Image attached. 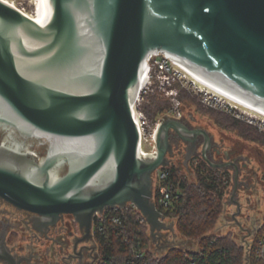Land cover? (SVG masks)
Segmentation results:
<instances>
[{"label":"water","instance_id":"95a60500","mask_svg":"<svg viewBox=\"0 0 264 264\" xmlns=\"http://www.w3.org/2000/svg\"><path fill=\"white\" fill-rule=\"evenodd\" d=\"M46 23L0 0V199L30 212L40 234L69 214L92 239L96 212L133 205L152 238L173 230L153 200V173L170 165L171 132L213 169L210 135L163 116L143 155L131 104L142 66L167 53L264 108V0H50ZM57 140L64 141L62 143ZM96 249V246H93ZM98 254L95 253V258ZM31 264L0 232V264Z\"/></svg>","mask_w":264,"mask_h":264},{"label":"trees","instance_id":"16d2710c","mask_svg":"<svg viewBox=\"0 0 264 264\" xmlns=\"http://www.w3.org/2000/svg\"><path fill=\"white\" fill-rule=\"evenodd\" d=\"M179 83L167 88L183 92ZM166 100L158 99L156 93L148 97L142 109L154 121L157 114L167 107ZM241 136L264 144V133H258L254 127L233 120ZM168 185L173 203L163 207L155 201L158 210L166 217L175 219L178 232L189 239L199 238L198 249L190 250L179 246H169L162 255L156 256L150 249L152 237L148 225L141 213L133 206L123 209H109L102 221H95L94 241L98 254L96 264H125L136 251L143 254V264H262L254 256L255 241L264 236V223L254 234L253 245L249 253L243 244L227 236H209L205 233L215 222L221 206L222 197L227 188L225 173L205 168V164L196 166V180L188 181L180 168L167 166ZM113 215L121 217V224L113 223ZM101 228V229H99ZM14 237V234L11 235ZM12 239V238H11Z\"/></svg>","mask_w":264,"mask_h":264},{"label":"rangeland","instance_id":"374dc122","mask_svg":"<svg viewBox=\"0 0 264 264\" xmlns=\"http://www.w3.org/2000/svg\"><path fill=\"white\" fill-rule=\"evenodd\" d=\"M7 1L16 8H25V11L28 13H32L36 8V0ZM156 59L158 61L164 60V56L158 53ZM176 82L179 83V87L183 89V92H181L179 95L177 94L178 89L175 88L168 92H172V95L165 93L162 88L158 87V82L156 81L155 83H152V86L147 89L146 100L150 95L156 93L157 98L166 100L165 104L167 105L163 112L156 115L153 122L159 121V119H161L163 116H171L176 118L175 115L180 113L191 120L193 126L198 125L200 127L206 128L210 133H212L213 138L216 141H219L220 138H223V146L226 150L236 149L237 154L246 156V159H242L241 162L247 161L248 168L241 172L238 180H242V177L246 173L249 174V177H247L245 180V183H247V185H245L246 187H240V185H238L236 190L235 198L240 203V211L236 216V220L232 218L233 213L236 211V206L234 204L228 203L233 186L231 170L226 171L224 175V181L226 182V178L228 185L222 197V206L220 212L212 227L205 233V235L217 237L228 235L237 243L245 244L251 240L257 229L261 228L264 223V144L259 141H252L241 136L239 130L233 124V120L235 119L241 123L251 125L258 133H264V130L260 129L257 125L249 123L243 116H246L248 113L254 115L257 114L250 112L244 114L243 111L233 108L231 105L228 106V104L223 102L224 100H221L220 98L219 99L223 103L204 102L202 98L203 95L200 94L188 80H185L181 76L172 83ZM197 87L199 86L197 85ZM203 91L207 92L206 90ZM180 171L188 181L194 182L196 180V167L192 165L190 167H180ZM0 207L4 208L6 205L2 203ZM20 219L23 218L21 217ZM164 221L167 224L173 223L174 229L172 231L162 230L160 237L155 239L152 238L150 249L155 255H162L164 250L169 246H179L190 250L198 249L199 238L189 239L185 236H182L175 227V219L165 217ZM253 226L256 228H253ZM75 230H78L76 225L73 228V231ZM12 234H14V237H10L9 239L10 248L14 249V251L17 252V255L26 254L28 250L30 251L31 247H33V249L36 251L39 250L40 252H43L45 246L48 244V242L44 239H39L37 242L32 243L26 228L20 223L15 227V231H12ZM85 242L87 244L95 245V241L92 239ZM89 259L90 258L88 255H85L81 263L86 264L85 262ZM74 263L78 264L77 261H74Z\"/></svg>","mask_w":264,"mask_h":264},{"label":"flooded vegetation","instance_id":"af4514ba","mask_svg":"<svg viewBox=\"0 0 264 264\" xmlns=\"http://www.w3.org/2000/svg\"><path fill=\"white\" fill-rule=\"evenodd\" d=\"M178 119L183 120V122L189 126L190 128H197L200 126H193L192 121L186 118L184 115L180 114ZM203 128V127H200ZM207 131L208 135H210L211 146L209 150L206 152V157L209 161L220 164L223 162L231 161L237 164L239 169V175L243 170L248 168V162L242 161V159H246V156L242 154H237L236 149H228L226 150L223 146L224 139L220 138L219 141H216L213 138L212 133H210L206 128H203ZM171 144H172V152L168 154L170 165L173 164L177 167H190L191 165L196 167L200 164H205V168H210L212 170H219L221 173H226V171L232 170V179L234 173V166L228 165L227 168L224 169H213L209 162L202 157L201 147L203 143V136L199 135L198 140L196 142V152L193 154L188 160L185 159L186 153V144L178 138L175 132H171ZM194 163V164H193ZM249 177V174H245L242 180H238V183L241 186L247 185L245 183L246 178ZM246 187V186H245ZM6 205V207H0V232L6 231V244L10 248L9 239L12 235V231H15V227L20 223L23 227L26 228L27 233L30 235V239L33 242H37V240L44 239L48 242L45 246L43 252L39 250L33 249L31 247L30 251L28 250L26 254L30 255L31 264H75L74 261H77L78 264H82L85 255H88L90 258L86 261V264H95V252L93 249V245L87 244L86 242H80L77 244L75 250L73 249V243L77 239V237L81 236V232L78 228V224L73 220L69 214L63 215L62 219L57 222L55 226H50L48 231L44 234H40L31 228V221L29 218L33 215L30 212H26L23 210H17L10 204L0 199L1 204ZM19 217V219H18ZM23 219H20V218ZM72 218V219H71ZM73 222H72V221ZM77 227V231H73V228ZM255 226H253L254 228ZM256 228V227H255ZM250 232V230H249ZM251 235V232H250ZM11 249V248H10ZM13 253H16L14 249H11ZM55 258V259H52ZM25 264V263H23Z\"/></svg>","mask_w":264,"mask_h":264},{"label":"built area","instance_id":"2783aa9c","mask_svg":"<svg viewBox=\"0 0 264 264\" xmlns=\"http://www.w3.org/2000/svg\"><path fill=\"white\" fill-rule=\"evenodd\" d=\"M21 9H25V8H21ZM156 56L157 55L149 56L147 58L145 62L146 67H147L145 81L140 87L136 97L134 98L131 104L132 117H133V120L139 132V147H140V150L142 149L146 150L145 152L146 154L141 151L143 155L152 154L155 152V132H156V128L158 125V121L153 122L147 116L145 111L142 109V105L147 101L146 100L147 89L150 86H152V83H155V81L158 82V87L162 88L165 91V93H168L170 90H173V88H167V86H169L170 84H172L173 81H175L177 78H180L182 76L185 80H188L190 84L193 85V87H195L196 90L200 94L203 95L202 98L204 102H209V103L222 102L219 98L214 97L208 94L207 92L201 90L200 87H197L194 81H192L191 79H188L185 75V72L181 71L182 69H180L177 65H175L170 59L164 58V60L158 61L156 59ZM168 94L172 95L173 93L170 92ZM226 104H228V106L231 105L229 103H226ZM179 116H180V113L175 115L176 118ZM243 116L246 118V120L249 123L257 125L259 126L260 129L264 130V117L263 116L259 115L258 117L257 115L249 114V113L246 114V116L245 115ZM166 168L167 166L159 167L153 173V186H154L153 187V200L154 202L157 201V203L163 207H169L173 203L172 193L170 192L168 185L165 184V181L168 178V171L166 170ZM128 205H131V204H128ZM109 209H120V208H108L107 207L103 210L102 213L96 212L94 214L93 223H92V240H94L95 221H102L103 215ZM142 219L145 220L143 216H142ZM110 220L115 224H121V217L119 215L111 216ZM253 239H254V235L250 241L243 244L246 247V252L248 253L250 249L252 248ZM253 249H254V256L256 257V259L260 261L262 264H264V236L258 238L255 241ZM95 253H96V249H95ZM97 260L98 258H96V262ZM142 261H143V254L139 251H136L131 258L127 259L125 264H143Z\"/></svg>","mask_w":264,"mask_h":264},{"label":"bare ground","instance_id":"6f19581e","mask_svg":"<svg viewBox=\"0 0 264 264\" xmlns=\"http://www.w3.org/2000/svg\"><path fill=\"white\" fill-rule=\"evenodd\" d=\"M10 4L7 0H3ZM11 5V4H10ZM23 14H25L28 18L39 22V23H46L49 20L50 14H51V6H50V0H36V8L32 13H28L25 11V9L18 8ZM158 53H154L150 56L157 55ZM164 56L166 59H170L175 65H177L181 71L185 72V75L187 78L191 79L196 83L201 90H206L208 94H212L214 97L220 98L221 100H224L223 102L231 104L233 107L243 111L244 113H255L258 115H261L264 117V108L260 105H257L253 102H250L232 92L225 89L224 87L220 86L216 82L212 81L208 77L204 76L203 74L195 71L194 69L188 67L183 63L181 60L176 58L175 56H172L167 53H160ZM146 62V61H145ZM143 63L142 66V80L143 83L146 78V64ZM58 142L62 143L64 141L57 140ZM142 149V148H141ZM142 152H146L145 149L140 150ZM146 154V153H145Z\"/></svg>","mask_w":264,"mask_h":264}]
</instances>
